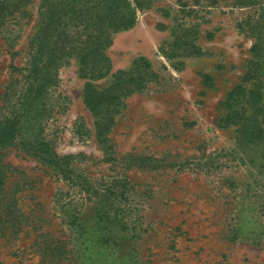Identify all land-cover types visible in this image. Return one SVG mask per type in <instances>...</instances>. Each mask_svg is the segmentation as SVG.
<instances>
[{
	"label": "rangeland",
	"instance_id": "obj_1",
	"mask_svg": "<svg viewBox=\"0 0 264 264\" xmlns=\"http://www.w3.org/2000/svg\"><path fill=\"white\" fill-rule=\"evenodd\" d=\"M140 2L98 76L52 63L0 149V264H264V147L221 123L237 86L259 85L264 112V0ZM40 3L0 26V118L25 91Z\"/></svg>",
	"mask_w": 264,
	"mask_h": 264
},
{
	"label": "trees",
	"instance_id": "obj_2",
	"mask_svg": "<svg viewBox=\"0 0 264 264\" xmlns=\"http://www.w3.org/2000/svg\"><path fill=\"white\" fill-rule=\"evenodd\" d=\"M31 0H0V26L9 15ZM141 0H41L38 10V22L31 37V72L25 91L18 106L10 115L0 118V149L12 144L22 127L21 121L26 116L34 100L43 95L50 77L48 69L56 59L73 55L81 69L98 76L107 67L105 49L112 40V34L132 27L136 22V10ZM215 1V0H211ZM260 86L247 91L244 86L232 89L223 105L226 115L221 119L223 125L238 126V140L246 146L264 147V112L261 107ZM6 102L9 91L5 92ZM99 97L91 85L85 88V103L96 113ZM259 103L248 111L245 103ZM260 116V118H259ZM31 150L50 165L62 171H72L68 159L58 156L50 145L43 140L31 142Z\"/></svg>",
	"mask_w": 264,
	"mask_h": 264
}]
</instances>
